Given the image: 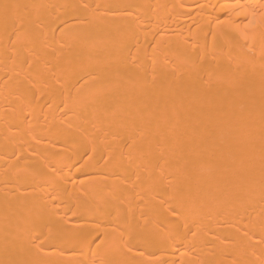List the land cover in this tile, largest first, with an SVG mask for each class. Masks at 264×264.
Here are the masks:
<instances>
[{
	"label": "bare ground",
	"instance_id": "1",
	"mask_svg": "<svg viewBox=\"0 0 264 264\" xmlns=\"http://www.w3.org/2000/svg\"><path fill=\"white\" fill-rule=\"evenodd\" d=\"M0 264H264V0H0Z\"/></svg>",
	"mask_w": 264,
	"mask_h": 264
},
{
	"label": "rangeland",
	"instance_id": "2",
	"mask_svg": "<svg viewBox=\"0 0 264 264\" xmlns=\"http://www.w3.org/2000/svg\"><path fill=\"white\" fill-rule=\"evenodd\" d=\"M262 1V0H261ZM217 6H220V4L219 5H217Z\"/></svg>",
	"mask_w": 264,
	"mask_h": 264
}]
</instances>
